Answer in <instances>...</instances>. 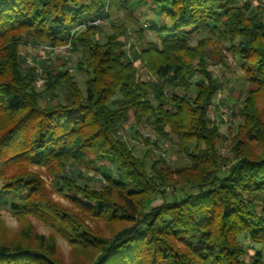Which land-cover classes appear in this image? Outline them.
<instances>
[{"label": "trees", "instance_id": "trees-1", "mask_svg": "<svg viewBox=\"0 0 264 264\" xmlns=\"http://www.w3.org/2000/svg\"><path fill=\"white\" fill-rule=\"evenodd\" d=\"M236 1L0 0V181L36 192L35 179H13L11 173L24 165L48 166L66 160L86 164L88 156L92 163L109 164L117 177L106 175L109 186L105 190L119 201L112 208L132 224L102 245L94 264H264L261 253L244 261L238 240L242 235L264 246V154L251 160L238 142L231 151L233 161L222 157L217 147L222 136L207 118L208 106L220 87L202 66L204 55L191 48L198 34L230 45L249 83L264 92V12L250 15L236 8ZM134 2L161 7L160 13L173 26L166 37L142 50L143 67L155 80H139L137 67L120 42L123 32H114L103 45L83 35L73 40V50L83 55L77 68L87 75L85 92L66 71H49L44 90L53 100L65 92V103L42 106L35 90V72L21 69L20 41L42 39L53 47L66 44L72 26L111 9L127 11ZM184 51L199 57L198 68L189 67ZM195 73L204 81L197 84L193 96L189 93ZM168 93L172 94L169 100ZM131 111L137 125L145 120L158 137L176 135L180 152L190 158L199 178L187 182L198 189L197 194L186 193L177 202H166L162 209H151L143 216L147 204L153 202L145 201L141 211L132 197L145 188L150 196L157 194V164H152L154 176H149L146 162L133 157L117 136L119 125ZM241 116L245 139L264 143L260 118L245 110ZM71 190L95 202L100 216L113 213H105L108 203L101 194ZM256 194L262 197L260 212L244 198ZM45 205L37 208L43 206L44 213L60 218ZM12 207L21 209L16 204ZM136 215L142 218L136 221ZM63 231L72 234L68 228ZM46 259L37 252L0 246V264H39V260L45 264Z\"/></svg>", "mask_w": 264, "mask_h": 264}, {"label": "rangeland", "instance_id": "rangeland-1", "mask_svg": "<svg viewBox=\"0 0 264 264\" xmlns=\"http://www.w3.org/2000/svg\"><path fill=\"white\" fill-rule=\"evenodd\" d=\"M235 7L247 10L250 15L258 13V16H262L264 0H237ZM160 11L159 6L151 3L141 5L137 2H134L127 11L111 9L109 13L107 11L103 23L86 26L77 30L73 36H71L72 30L81 23L72 26L67 32L68 42L55 46L56 48L44 43L42 39L24 38L20 41L21 69L26 73L30 70L35 72V90L40 94V104L49 107L52 104L57 105L58 102L65 103V92L59 95L58 100L50 99V93L45 92V73L49 71H66L79 89L85 92L87 75L83 71L79 72L77 68L83 55L82 52L73 50V40L83 35L103 45L114 32H123L120 42L127 58L137 67L139 80H155L143 67L141 53L150 42H159L173 28L170 20L162 16ZM157 27L163 30L159 31ZM207 37L202 34L196 35L192 39L191 48L197 49L198 53L204 55L202 66L214 76L220 87L211 102L218 117L214 119L215 121H211L207 113L210 124L217 126L222 136L217 147L223 158L233 161L235 158L231 151L239 146L237 145L239 142L238 144L242 145L239 148L247 149V158L257 159L264 154V143L245 139L246 129L243 127L245 121L241 112L245 110L257 115L264 124V92L249 83L235 49L216 39L209 41ZM182 56L192 70L198 68L201 62L198 56L194 58L193 54L185 51ZM191 81L193 85L189 94L194 96L197 92V84H201L204 80L196 74ZM170 93L166 95L167 100L171 98ZM220 109L226 110L233 121L223 117ZM117 136L131 150L133 157L146 162L149 176H154V171L150 170L154 162L157 164V174L154 178L157 194L150 196L145 188L143 192L132 197L141 211L145 201L153 202L151 206L147 204L143 216L151 209H162L166 202H177L186 193H198V189L188 186L187 182L198 181L199 178L191 169L190 158L180 152L181 145L176 135L172 134L168 138L158 137L153 127L145 120L140 126L137 125L131 111L127 121L119 125ZM92 162V157L88 156L86 164L66 160L48 166L24 165L23 169L11 173L10 178L13 179L20 176L35 179V184L38 186L36 192L18 190V187L9 186L10 181H0V246L19 247L28 252H37L44 259L47 258L45 264H94L102 252V245L111 241L132 223L112 208V205L118 204L119 201L114 195L108 196L105 190L109 186L106 175L117 177L116 173L105 162L103 164ZM72 187L84 189L88 194H101L108 203L105 213H113L105 217L100 216L97 204L83 200L81 195L71 190ZM259 196L260 194L252 197L244 195L245 199L256 204L257 212L261 211L259 206L262 205V197ZM32 201H35V205ZM44 203L60 218L56 219L53 215L44 213L40 209L43 206L37 208ZM13 204L21 209H14ZM141 218L142 215L135 216L136 221ZM165 218L169 219V217ZM65 228H68L72 234L65 235L63 231ZM74 230H78L80 236L77 235L78 237L75 238ZM238 240L244 249V261L250 262L256 253H261L264 257V246L253 244L242 235ZM182 251L186 252V249ZM47 260H51V263ZM39 262L44 264L40 260Z\"/></svg>", "mask_w": 264, "mask_h": 264}, {"label": "built area", "instance_id": "built-area-1", "mask_svg": "<svg viewBox=\"0 0 264 264\" xmlns=\"http://www.w3.org/2000/svg\"><path fill=\"white\" fill-rule=\"evenodd\" d=\"M106 13L107 11L102 15V16H99L98 18L96 19H88L87 21L85 22H82L81 24L77 25L76 27H74V29L72 30L71 32V36L74 35V33L77 32V30H80L82 28H85L86 26H97L101 23H103L105 21V16H106ZM146 26V25H145ZM70 44V43H69ZM70 46V45H69ZM56 48V47H55ZM54 48V50L56 51V49ZM220 113L222 114L223 117H225L226 119H228V121H233L232 120V116L231 115H228L226 110L224 109H220ZM208 117L211 119V121H215L216 118L218 117L216 115V112L214 111L213 109V106L212 104H210L208 106ZM215 119V120H214Z\"/></svg>", "mask_w": 264, "mask_h": 264}]
</instances>
